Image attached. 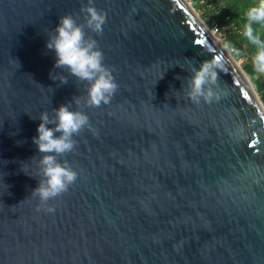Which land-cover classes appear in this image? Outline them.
Returning a JSON list of instances; mask_svg holds the SVG:
<instances>
[{
  "label": "water",
  "instance_id": "1",
  "mask_svg": "<svg viewBox=\"0 0 264 264\" xmlns=\"http://www.w3.org/2000/svg\"><path fill=\"white\" fill-rule=\"evenodd\" d=\"M87 2L0 0V264H264L263 103L185 0H93L105 22L86 38L118 87L87 105V82L45 47ZM212 59L219 99L194 103ZM61 104L89 126L57 157L76 180L42 203L32 137Z\"/></svg>",
  "mask_w": 264,
  "mask_h": 264
},
{
  "label": "clouds",
  "instance_id": "2",
  "mask_svg": "<svg viewBox=\"0 0 264 264\" xmlns=\"http://www.w3.org/2000/svg\"><path fill=\"white\" fill-rule=\"evenodd\" d=\"M81 11L84 14L83 23H78L71 14L59 17L45 47L54 52V67L66 69L77 79L87 82L85 103L98 107L102 103H109L118 85L111 71L103 64V54L96 40L86 38V29L96 33L102 31L105 14L95 8L93 0H88ZM244 17L243 35L255 49L251 57L254 70L264 74V0H256L247 8ZM254 26H259L260 30ZM225 47L228 45L225 44ZM220 67L219 62L212 59L195 68L187 93L194 103L201 100L210 103L219 99L213 86L217 82V69ZM49 75L55 80L51 72ZM60 82L66 83L67 80L61 76ZM39 121L32 142L38 152L44 154L38 160L36 168L42 179L31 194L46 203L66 191L76 180L77 172L67 161L62 163L57 157L73 149L74 135L89 126V119L84 112L72 110L69 104H61L53 110L51 116L46 111L41 112ZM47 211L54 209L49 207Z\"/></svg>",
  "mask_w": 264,
  "mask_h": 264
},
{
  "label": "rangeland",
  "instance_id": "3",
  "mask_svg": "<svg viewBox=\"0 0 264 264\" xmlns=\"http://www.w3.org/2000/svg\"><path fill=\"white\" fill-rule=\"evenodd\" d=\"M192 6L197 16L211 32L213 22L218 20L221 28L213 35L220 40L225 50L231 58L240 66L242 71L249 78L256 96L263 103L260 85H264V74L255 72L252 64L254 47L243 35V25L245 23L244 13L247 8L254 4L256 0H185ZM229 16V19L225 18ZM259 29V26H254ZM225 44L228 47H225ZM251 65L253 72L248 73L245 66Z\"/></svg>",
  "mask_w": 264,
  "mask_h": 264
},
{
  "label": "bare ground",
  "instance_id": "4",
  "mask_svg": "<svg viewBox=\"0 0 264 264\" xmlns=\"http://www.w3.org/2000/svg\"><path fill=\"white\" fill-rule=\"evenodd\" d=\"M189 4V3H188ZM191 7V9L194 11V9L192 8L191 5H189ZM195 12V11H194ZM196 14V13H195ZM206 26V25H205ZM209 30V29H208ZM209 32L213 35V33L209 30ZM214 36V35H213ZM215 37V36H214ZM216 38V37H215ZM217 42L220 43V45L223 47L222 43L220 42V40L218 38H216ZM224 48V47H223ZM230 56V55H229ZM231 57V56H230ZM233 64L235 65V67L237 68V70L239 71L240 75L242 76L243 80L245 81V83L248 85L249 89L251 90L255 100L257 101L258 105L261 106L260 100L258 99V97L256 96V92L253 88V85L251 84L249 78L246 76V74L242 71V69L240 68V66L231 58ZM263 114H264V109L261 106L260 107Z\"/></svg>",
  "mask_w": 264,
  "mask_h": 264
},
{
  "label": "built area",
  "instance_id": "5",
  "mask_svg": "<svg viewBox=\"0 0 264 264\" xmlns=\"http://www.w3.org/2000/svg\"><path fill=\"white\" fill-rule=\"evenodd\" d=\"M225 19L228 20L229 19V16H227ZM220 28H221L220 22L218 20H215L213 22V30H212V33L213 34L216 33L218 31V29H220Z\"/></svg>",
  "mask_w": 264,
  "mask_h": 264
},
{
  "label": "trees",
  "instance_id": "6",
  "mask_svg": "<svg viewBox=\"0 0 264 264\" xmlns=\"http://www.w3.org/2000/svg\"><path fill=\"white\" fill-rule=\"evenodd\" d=\"M245 70H246L248 73L253 72V68H252L251 65H247V66H245ZM262 99H263V102H264V92H262Z\"/></svg>",
  "mask_w": 264,
  "mask_h": 264
},
{
  "label": "snow or ice",
  "instance_id": "7",
  "mask_svg": "<svg viewBox=\"0 0 264 264\" xmlns=\"http://www.w3.org/2000/svg\"><path fill=\"white\" fill-rule=\"evenodd\" d=\"M197 43H199V41H197Z\"/></svg>",
  "mask_w": 264,
  "mask_h": 264
}]
</instances>
